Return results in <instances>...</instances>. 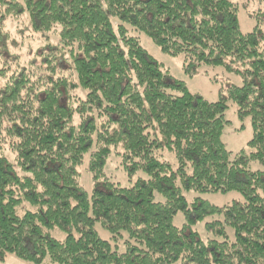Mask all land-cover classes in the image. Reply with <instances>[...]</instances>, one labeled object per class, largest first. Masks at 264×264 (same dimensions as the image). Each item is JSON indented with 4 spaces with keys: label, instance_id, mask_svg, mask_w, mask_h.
<instances>
[{
    "label": "trees",
    "instance_id": "trees-1",
    "mask_svg": "<svg viewBox=\"0 0 264 264\" xmlns=\"http://www.w3.org/2000/svg\"><path fill=\"white\" fill-rule=\"evenodd\" d=\"M251 1L245 31L238 0H0L1 261L264 264V171L251 166L264 165V0ZM132 30L190 73L226 66L243 82L210 101ZM229 101L253 130L238 152L222 139ZM112 158L129 184L106 172Z\"/></svg>",
    "mask_w": 264,
    "mask_h": 264
},
{
    "label": "rangeland",
    "instance_id": "rangeland-1",
    "mask_svg": "<svg viewBox=\"0 0 264 264\" xmlns=\"http://www.w3.org/2000/svg\"><path fill=\"white\" fill-rule=\"evenodd\" d=\"M241 4L242 9L240 10V23L243 30L247 31L252 29L254 22L249 17V12L251 9H255L256 3L251 0H238ZM251 1V2H249ZM249 2V3H248ZM254 7V8H253ZM9 29L13 31V27L9 26ZM133 31V30H132ZM133 33L138 36L143 44V46L152 54L159 62H161L165 68H167L174 78L184 81L191 92L200 94L210 101H217L222 96L227 94V88L232 84L240 85L243 82L242 75L236 73L235 70H228L226 66H208L203 65L200 68H197L195 72L190 73L185 69L183 56L182 55H171L161 51L157 45H155L150 38L136 31ZM41 45V40L37 39L35 41L27 40L24 45V49L19 50L21 56L31 52L33 54L34 50L29 51L30 47ZM41 47V46H39ZM16 51V50H13ZM235 66L240 63H233ZM234 66V67H235ZM240 67H244L241 65ZM226 118L231 121L230 126L226 127V130L223 133V141L226 144L227 148L233 152H238L242 148L247 146V142L251 139L253 130L250 122V118L241 120L237 114V105L229 101V108L226 111ZM164 157L173 164H176L175 156L166 151ZM114 158V157H113ZM112 158V159H113ZM110 159L106 165V172L113 177L115 181L121 182L123 185L129 184L130 177L125 174L123 169L119 167L116 169V164H111L115 159ZM253 169H261L264 171V165L258 162H252L251 164ZM83 186L91 193L94 187L93 175L88 169V163L81 169ZM138 175H136L137 177ZM135 176H132L134 178ZM188 198L190 197H200L201 199L208 200L209 202L223 206L231 204L234 201L243 200V196L238 192H230L226 194L222 193H204L199 194L195 192L187 193ZM218 217H209L203 223L196 226L198 231L205 235L207 231L204 226L207 222H211ZM184 221L182 213H179L175 218V224L180 226ZM100 229V233L103 237L109 238L110 235L105 230ZM0 264H34L21 260L16 257L14 254H8L5 261L0 260ZM49 264V263H46ZM180 264V262L174 263Z\"/></svg>",
    "mask_w": 264,
    "mask_h": 264
}]
</instances>
